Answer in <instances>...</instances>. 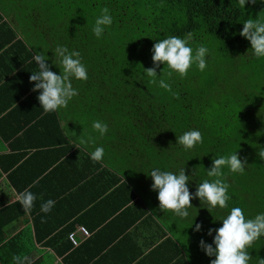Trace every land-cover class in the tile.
Segmentation results:
<instances>
[{
	"label": "trees",
	"instance_id": "obj_1",
	"mask_svg": "<svg viewBox=\"0 0 264 264\" xmlns=\"http://www.w3.org/2000/svg\"><path fill=\"white\" fill-rule=\"evenodd\" d=\"M0 5L14 17L8 21L0 15L1 26L11 32L2 41H14L12 48L21 45L30 57L32 49L42 52L57 74L61 69L53 64L59 63L53 52L58 45L80 52L88 79L72 78L78 95L48 116L67 131L66 156H90L102 146L104 157L98 165L109 166L106 174L115 187L111 195L120 193L125 204L137 198L132 207L142 204L141 214L162 219L178 237V245L169 238L175 248L189 251L190 263L191 253L196 264L215 259L201 249L200 240L212 243L215 233L209 236L208 229L222 226L221 219L232 207L242 208L246 218L264 213V159L258 156V149L264 148V57L257 58L250 41L239 35L246 19H264V0L245 8L238 0H0ZM104 7L113 23L97 38L92 28ZM16 26L25 36L17 37ZM188 33L193 55L201 45L209 49L206 69L200 71L194 62L181 78L161 64L152 83L144 68L154 66V43ZM34 65L38 68L35 60ZM161 79L171 91L159 86ZM38 95L35 91L27 101L43 110ZM18 99L13 95L8 102L15 105ZM97 120L108 125L106 134L93 129ZM193 129L201 132L203 142L186 150L177 136ZM72 141L80 147L72 150ZM237 151L248 164L243 174L227 166L222 169L223 182L229 185L227 208L217 206L210 212L199 198L192 200L186 218L159 208L158 192L148 175L152 169L178 174L186 168L189 189L195 193L197 184L215 179L207 175L213 158ZM201 222L202 231H195ZM248 251L249 264H258L264 257V237Z\"/></svg>",
	"mask_w": 264,
	"mask_h": 264
},
{
	"label": "crops",
	"instance_id": "obj_2",
	"mask_svg": "<svg viewBox=\"0 0 264 264\" xmlns=\"http://www.w3.org/2000/svg\"><path fill=\"white\" fill-rule=\"evenodd\" d=\"M0 8L4 20H14ZM16 27L20 38L23 30ZM10 36L0 23V264H15V255L27 256L25 264H196L193 253L190 263L189 251L175 248L169 238L176 236L162 219L141 214L142 204L132 207L137 198L125 204L120 193L111 195L109 166L66 156L67 131L27 101L35 92V51L30 57L21 45L2 41ZM13 95L19 97L15 105L8 102ZM72 142V150L80 147ZM25 189L36 196L30 212L17 199ZM49 199L55 204L44 213L41 204ZM70 231L77 232V245Z\"/></svg>",
	"mask_w": 264,
	"mask_h": 264
},
{
	"label": "clouds",
	"instance_id": "obj_3",
	"mask_svg": "<svg viewBox=\"0 0 264 264\" xmlns=\"http://www.w3.org/2000/svg\"><path fill=\"white\" fill-rule=\"evenodd\" d=\"M248 3L255 5L257 0H238L240 8H245ZM112 23L113 18L109 14V9L104 7L101 9V14L95 19L92 31L97 38H100L105 28L111 26ZM239 35L250 41L253 54L257 58L264 57V19L259 17L246 19ZM191 39L192 33H188L184 38L173 35L159 39L154 43L152 48L154 66L144 68L146 75L153 78L152 83H156L154 78L158 75L157 69L161 64L167 66L172 72L178 73L181 78L187 75L194 62L200 71L206 69V55L209 49L201 45L193 55V48L189 46ZM53 53L59 61L57 63L53 60V64L61 69L60 74L51 70V66L47 62L48 58L42 52L36 51L33 59L38 65V71L32 72L30 76V82H35L32 90L39 92L37 98L46 113L66 108L69 102L78 95V91L74 89L71 82L72 78L88 79V72L82 63L79 51H69L67 46L58 45ZM159 86L171 91V85L163 79L159 81ZM92 127L101 135L108 131V125L99 120L94 121ZM80 142L87 144L83 138ZM202 142L201 132L195 129L185 131L182 135L177 136V143L186 150ZM258 156L260 159H264V148L258 149ZM103 157L104 148L102 146L95 147L94 151L90 153V158L94 162L102 161ZM247 164V158L242 160L238 151L228 156L213 158L211 167L207 169V175L215 179L211 181L205 179L197 184L195 193L189 189V175L186 174V168H181L178 174L154 168L148 175L153 180L151 188L158 192L159 208L163 212L172 211L177 216L186 218L189 215L188 209L193 206L194 198H199L201 203H207L210 212L217 206L220 209L227 208V202L230 200L229 185L223 182L222 169L227 166L232 173L243 174ZM17 199L24 211L30 212L36 196L29 189H25L17 194ZM54 204V200H47L41 204V211L50 212ZM221 220L222 226L208 229L209 236L215 233L212 243H207L203 238L200 240L201 249L209 257H215L210 261V264H249L252 257L248 249L256 240L264 237V213L257 214L254 218H246L242 208L232 207ZM202 227V222L197 223L194 230L202 231ZM13 260L15 264H25L28 257L22 258L15 255ZM258 264H264V257L259 258Z\"/></svg>",
	"mask_w": 264,
	"mask_h": 264
},
{
	"label": "built area",
	"instance_id": "obj_4",
	"mask_svg": "<svg viewBox=\"0 0 264 264\" xmlns=\"http://www.w3.org/2000/svg\"><path fill=\"white\" fill-rule=\"evenodd\" d=\"M79 231H81L82 232V234H84L85 236H90V234H91V232H90V230L89 229H87L85 226H80L79 227ZM69 238L72 240V242L74 243V244H78L79 242H78V238H77V232H75V231H73V232H71L70 234H69Z\"/></svg>",
	"mask_w": 264,
	"mask_h": 264
},
{
	"label": "rangeland",
	"instance_id": "obj_5",
	"mask_svg": "<svg viewBox=\"0 0 264 264\" xmlns=\"http://www.w3.org/2000/svg\"><path fill=\"white\" fill-rule=\"evenodd\" d=\"M78 242H79V240H78Z\"/></svg>",
	"mask_w": 264,
	"mask_h": 264
}]
</instances>
